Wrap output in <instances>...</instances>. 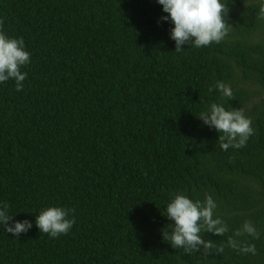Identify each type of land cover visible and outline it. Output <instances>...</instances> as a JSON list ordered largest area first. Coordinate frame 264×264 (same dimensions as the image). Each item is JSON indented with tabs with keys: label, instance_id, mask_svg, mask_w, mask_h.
<instances>
[{
	"label": "trees",
	"instance_id": "obj_1",
	"mask_svg": "<svg viewBox=\"0 0 264 264\" xmlns=\"http://www.w3.org/2000/svg\"><path fill=\"white\" fill-rule=\"evenodd\" d=\"M228 35L175 51L174 25L156 0H0L5 32L23 37L31 63L0 85V202L33 227L0 228V264H264L225 246L187 254L160 229L169 193L212 195L229 226L264 230V20L255 0H225ZM231 85V100L208 88ZM242 108L254 134L223 151L197 118L202 104ZM49 205L75 209L67 235L35 225ZM11 222V221H10Z\"/></svg>",
	"mask_w": 264,
	"mask_h": 264
},
{
	"label": "clouds",
	"instance_id": "obj_2",
	"mask_svg": "<svg viewBox=\"0 0 264 264\" xmlns=\"http://www.w3.org/2000/svg\"><path fill=\"white\" fill-rule=\"evenodd\" d=\"M167 13L160 17L162 22H171L170 39L175 43V51L182 52L185 44L194 48L207 47L213 43H220L229 33L227 23L228 12L225 0H156ZM259 19L264 20V0H255ZM31 63V53L25 46L23 37L8 35L0 22V85L9 80L14 81L16 91L24 89L27 72L22 69ZM216 91L222 98L231 100L233 90L231 85L222 80L210 83L209 93ZM199 120L218 133L220 148L227 152L230 148L242 149L250 136L254 134L251 119L245 115L242 108L225 107L223 102H211L201 105L197 116ZM218 205L212 195H205L203 199L193 200L183 191L169 193V198L162 215L173 223L160 229L164 242L173 249H183L187 254L205 250L209 253L222 254L225 246L234 249L242 255H256L254 243L241 240V237H251L257 240L262 234L251 221L243 224L227 235L225 244L217 245L213 240L205 241L201 233L207 232L219 237L229 232L226 221L216 215ZM75 209L59 205H49L42 208L35 216V225L50 238L67 235L76 224ZM7 203L0 202V228L7 233L19 237L28 232L33 223L27 219L14 220ZM11 221V222H10Z\"/></svg>",
	"mask_w": 264,
	"mask_h": 264
}]
</instances>
